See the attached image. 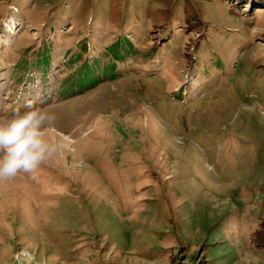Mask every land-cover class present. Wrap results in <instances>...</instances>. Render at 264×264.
<instances>
[{
	"label": "rangeland",
	"instance_id": "rangeland-1",
	"mask_svg": "<svg viewBox=\"0 0 264 264\" xmlns=\"http://www.w3.org/2000/svg\"><path fill=\"white\" fill-rule=\"evenodd\" d=\"M125 6L0 0V116L40 100L59 144L0 182V264H264V0Z\"/></svg>",
	"mask_w": 264,
	"mask_h": 264
},
{
	"label": "clouds",
	"instance_id": "clouds-1",
	"mask_svg": "<svg viewBox=\"0 0 264 264\" xmlns=\"http://www.w3.org/2000/svg\"><path fill=\"white\" fill-rule=\"evenodd\" d=\"M57 116L29 101L22 110L0 116V182L34 173L59 150L47 131Z\"/></svg>",
	"mask_w": 264,
	"mask_h": 264
},
{
	"label": "trees",
	"instance_id": "trees-1",
	"mask_svg": "<svg viewBox=\"0 0 264 264\" xmlns=\"http://www.w3.org/2000/svg\"><path fill=\"white\" fill-rule=\"evenodd\" d=\"M124 3H125V9H127V6H128V0H122ZM187 4V3H186ZM188 5V4H187ZM187 7H189V6H187ZM123 9V8H122ZM122 9L120 10V13L122 12ZM140 10L139 9H136V12H139ZM176 12H179L178 10L176 11ZM138 17H141L140 15H138ZM231 18H232V20L234 21V17L233 16H231ZM119 43H116L115 45H113L112 46V48L110 49V52L112 53V56H114V58L116 59V60H118V59H120L123 55H121L120 54V50H119ZM247 54V51H245V52H243L242 54H239L238 55V57H241V56H244V55H246ZM38 57V59H35L36 60V64H37V66L38 67H40L41 68V71H43V67L45 66V65H48L49 63H50V55H49V52H48V50H46V51H42V53H40V54H38V55H36V58ZM237 57V58H238ZM77 59V58H76ZM35 62V61H34ZM210 63L212 64V70L211 71H208V72H206V74L205 75H203V77L201 78V80H200V82H204L205 80H207L208 79V76H210L211 78L213 77L212 75H213V72L214 71H218L219 70V67H222V65H225L224 63H223V61H222V59H218L217 60V58H215V62L213 63V61H210ZM235 64H234V68L232 69V71L231 72H227L226 71V73L228 74V75H233L234 73H235V69H236V65H237V63L236 62H234ZM18 64H20V66L19 67H21V68H27L25 65H26V62H22V63H16V65H18ZM31 64V62H29V64L28 65H30ZM15 65V66H16ZM66 64H64V66H65ZM95 67H96V65H93L92 63H91V61L90 62H87V60L85 61V63L84 64H82V65H80V67L77 69V70H75L74 71V73L72 74V77H69L68 78V80H72L71 81V84L70 85H72V84H74V76H75V78H77V80H76V84H77V86H76V88H75V91L77 90H79V87L80 86H82L83 85V83L85 82H87V83H89V81H91V80H93V78H95V77H93L94 75H93V72H94V70H95ZM47 68V67H46ZM120 67L119 66H116L115 64H113V65H111L110 67H108V68H103V69H101V71H100V73L98 74V75H100L101 77H104V76H108V74L110 75L113 71H115L116 69H119ZM254 69V67H253V65H251L248 69H246V71L247 72H249L250 74H251V79H252V77H253V70ZM256 70V69H255ZM43 74V76L47 73V70L45 71V72H42ZM220 73L219 72H217L216 73V76L217 75H219ZM55 77V76H54ZM98 77V76H97ZM84 79H86L85 81H83ZM41 80L43 81V78L41 77ZM18 82H20V80H17V83ZM98 81H96L95 83H97ZM47 83L48 82H43V84L44 85H47ZM94 83V84H95ZM205 84V83H204ZM44 87H47V86H44ZM62 87H63V85L62 86H60L59 87V89H62ZM66 88H67V84H66ZM66 91V90H65ZM68 91V90H67ZM178 95V97H180V93H178L177 94ZM255 256H257V254L255 255Z\"/></svg>",
	"mask_w": 264,
	"mask_h": 264
}]
</instances>
